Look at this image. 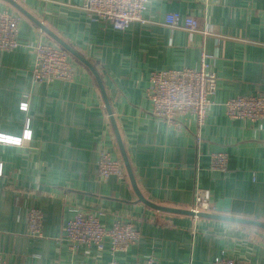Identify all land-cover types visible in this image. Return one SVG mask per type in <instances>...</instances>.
I'll return each instance as SVG.
<instances>
[{
    "label": "crops",
    "instance_id": "obj_1",
    "mask_svg": "<svg viewBox=\"0 0 264 264\" xmlns=\"http://www.w3.org/2000/svg\"><path fill=\"white\" fill-rule=\"evenodd\" d=\"M14 1L97 70L144 200L212 212L217 200L228 198L251 215H221L264 224V121L231 119L223 106L236 96L264 95V0H150L147 22L123 31L91 20L82 0ZM0 10L18 18L21 44L0 52V136L20 140L0 143L4 264H141L148 256L159 264H211L221 254L264 264L263 229L149 207L125 167L122 180L98 178L100 150L123 162L95 77L68 53L72 83H35L32 47L54 42L1 0ZM171 13L193 17L197 31L168 28L164 18ZM202 55L217 78L205 123L185 114L173 127L152 117L149 72L198 69ZM214 152L227 153L225 172L209 169ZM30 208L43 214L42 238L26 234ZM76 213L96 216L106 228L124 221L140 238L113 255L108 241L101 252L94 246L72 251L63 229Z\"/></svg>",
    "mask_w": 264,
    "mask_h": 264
},
{
    "label": "built area",
    "instance_id": "obj_2",
    "mask_svg": "<svg viewBox=\"0 0 264 264\" xmlns=\"http://www.w3.org/2000/svg\"><path fill=\"white\" fill-rule=\"evenodd\" d=\"M150 0H82L80 9L93 21L109 24L116 31H123L133 23L147 22L143 13ZM19 20L6 10H0V52H12L21 44L18 41ZM164 24L171 29L195 32L197 21L190 16L171 13L165 16ZM34 60L31 71L35 83L61 81L72 83L75 73L69 62V54L62 47L48 42H40L32 47ZM217 78L210 71L206 57L202 55L198 69L182 68L180 70H153L149 72L147 99L150 102V114L169 126H175L179 116H195L197 125L205 123L207 113L213 105L212 98L216 91ZM226 115L231 119L256 122L264 121V95L236 96L223 104ZM22 102L21 111L27 110ZM26 122V126L28 125ZM28 132V131H27ZM29 138V135H27ZM199 143L200 138H196ZM0 143L16 144L20 140L0 136ZM228 156L225 152L210 155L209 169L225 172ZM97 176L104 180L115 177L122 180L125 176L121 161L113 159L106 150H100L97 160ZM2 164L0 163V176ZM214 204L212 206V210ZM197 212L196 210H193ZM64 238L69 248L78 250L81 246H94L99 252L106 241L109 252L127 250L135 245L140 234L133 226L124 221H115L110 228L104 227L96 216L76 213L64 226ZM26 234L32 238L43 237V214L37 208H30L26 217ZM0 264H4L0 257ZM141 264H159L153 256H148ZM211 264H248L233 260L221 254Z\"/></svg>",
    "mask_w": 264,
    "mask_h": 264
},
{
    "label": "water",
    "instance_id": "obj_3",
    "mask_svg": "<svg viewBox=\"0 0 264 264\" xmlns=\"http://www.w3.org/2000/svg\"><path fill=\"white\" fill-rule=\"evenodd\" d=\"M9 5H11L16 11H18L19 13H21L22 15H24L26 18H28L31 22H33L43 33H45L47 36H49L53 42L62 47L66 52H68L70 55H72L74 58H76L79 62H81L84 66H86L90 72L93 74V76L96 79V82L99 86L105 107L108 111L109 114V118H110V122L112 124L113 130H114V134L116 137V141H117V145L121 154V158H122V162L123 165L125 167V170L127 172V175L129 177V180L131 182L132 188L136 194V196L138 197V199L143 202L144 204L148 205L149 207L155 208L157 210L160 211H166V212H170V213H176V214H182V215H187V216H191V217H197V218H204V219H213V220H219V221H225V222H234V223H240V224H245V225H249V226H255L258 228H261L264 230V224L260 223V222H256L253 220H246V219H239V218H235L232 216H223L221 215L222 213H233V214H237V213H242L244 212V214L246 215H251V211L250 210H245L242 211L241 210V204L238 202H234L228 198L225 199H219L214 203V208L212 210V212H195L193 210H182V209H173V208H163V207H157L152 205L151 203L147 202L146 200H144L142 198V196L140 195L132 173H131V169H130V165L128 162V159L126 157L125 151H124V147L122 145V141L119 137L117 128L115 126V123L113 121V118L111 116V113L109 111V105H108V101L105 95V92L103 90L101 81H100V77L98 75L97 70L92 66V64H90L87 60H85L83 57H81L80 55H78L74 50H72L67 44H65L62 40H60L57 36H55L51 31H49L42 23H40L38 20H36L35 18H33L32 16H30L25 10H23L19 4H17L14 0H1Z\"/></svg>",
    "mask_w": 264,
    "mask_h": 264
}]
</instances>
